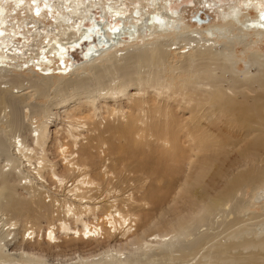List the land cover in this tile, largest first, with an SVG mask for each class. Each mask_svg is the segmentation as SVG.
Listing matches in <instances>:
<instances>
[{
  "label": "bare ground",
  "instance_id": "bare-ground-1",
  "mask_svg": "<svg viewBox=\"0 0 264 264\" xmlns=\"http://www.w3.org/2000/svg\"><path fill=\"white\" fill-rule=\"evenodd\" d=\"M177 1L179 0H0V80L7 72L11 71L15 72L18 77L33 72L42 81L56 78L58 86L61 84L69 85L72 88L71 92L75 91L73 96L69 94L70 98L69 95L66 97V102L72 100L71 96L77 99H89L92 96L93 92L84 88L85 83L81 73H92L99 81L105 75L104 73L109 71V67L114 66L117 71L116 75L112 78L110 76L111 80L107 78L109 80L107 85L103 83L105 88L100 87L102 90H107L105 95L108 94L109 97H100L118 102L122 101L126 95L129 96V88L137 86L141 90L140 86L143 83H150L147 77L135 69L137 64L149 67L163 66L166 62V54L174 53L176 49H179L178 56L188 58L187 61L189 62L185 66H181L180 73L175 72L177 67H172L169 72L170 76L166 79L163 72H155L152 78L153 84L158 85H154L155 89L158 88V93L161 92L160 89L166 87L172 89V94H175L173 92L182 91L183 86L190 93L202 95L207 91L201 83L204 79L210 80L207 77H213V80L209 82L214 90L209 94L207 100L211 103L215 102V104L211 113L205 117H200L197 123H178L165 107L166 110H161L159 106L156 110H151V108L147 110L146 108L149 106L147 107L146 103L148 102L142 98L132 105L129 115L126 114L122 105L108 108L106 103L105 107L110 112L109 114L117 117V119L125 118L126 121H120L119 124H113L115 122L103 124L94 120L97 116V110L99 108L101 110V107H98V104L90 103L91 100L85 101L82 105L86 108L78 109L77 112L75 110L69 115L70 123L67 124V129L61 132L56 131L57 138L55 141L58 143H56V148L67 175L58 172L56 164L48 159L45 161L43 158L36 157L35 161L32 160L36 147L40 148L42 153L44 144L50 135L48 123L42 120L43 114L41 118H38L39 115L34 117L29 108L26 109L24 118L20 117L16 111L9 114L6 121L10 123H25L24 119L29 120L30 117L32 119V123L23 134L19 133L13 136L12 153L9 158H6V161L10 162L11 165L16 164V166H11V169H20L21 166L25 168L23 172H28L26 180L29 179L27 186L31 187L29 188L30 191L33 190L37 193L36 195L40 196L41 191H38V188H40V183L45 181L43 173L49 172L55 179V183L63 188L62 190L67 191L63 200L68 204L67 212H71L70 215L67 214V218H55L48 222L46 229L44 228L45 231H41L42 233H36L35 228L30 225L32 235L29 234L28 239L32 238L33 241L39 240L41 242L44 240L48 244H54V246L55 243L60 242L59 234L61 233L63 237L72 234L73 237L85 240V242L86 240H97L98 242L95 241L97 243L99 241L102 243L104 239H110V237H118L127 240L128 243H138L140 239L143 240V243L138 244L145 250L151 248L154 242L160 246H171L174 243V238H177V235L167 237L169 234L158 231H152L148 234L151 228L150 219L143 223L146 227L149 226L144 232L145 236L142 238L141 234L135 237L138 235L136 234L138 233L136 232L137 220L139 215L144 212V206L135 200L126 203L125 197L122 200L114 197V199L108 200L109 207L102 208L101 212H99L101 210L99 208L102 206L97 205L98 203L94 205L87 203L89 200L85 198L82 192L92 190L99 183H97L94 175L91 176L90 170L88 171L89 164H86L88 162L84 160L86 162L84 163L80 158L86 159L92 164L96 155L95 149H98L107 162L105 156L108 155L109 151L103 142L106 135L110 139L120 136L129 139L138 137L141 140L137 143L153 136L155 143L164 148L162 156L180 163L181 168H184L182 171L185 172V175H188L186 172L192 174L190 170L198 166L197 161L203 160L205 167L211 169L207 186L203 190H195L194 194L192 193L194 203L205 205L203 216L211 213L213 208L217 209L221 205H227V203L234 201H236L233 207V209L235 208L234 212L248 211L250 210L249 206L254 209L259 206L264 210V199L262 202H255L253 199L237 200L239 192H242L241 188L252 182V179L255 183L264 185V66H262L264 56L259 50L252 51L247 57L242 74H238L239 72L235 70L236 66L234 67L236 62L232 61L229 68L234 71L233 83L245 88V91L239 90L236 95L230 87L224 88L220 83H217V76L213 75L211 71L208 72L207 68L200 66L210 59H216L215 57L220 60L226 57L224 52L218 55L207 52L220 41L219 38L223 37L226 29L228 31L237 29L241 38L250 36V33L257 37V40L264 38V0H227L225 4L228 7L227 10L225 5L220 4V0H206L199 3L206 13L215 10L220 12L222 18L219 14L218 19H222V24L223 22L227 23L224 26L221 23L218 25L212 21L209 22L210 18L202 17L198 11L192 16L194 19L191 18V20L199 26L196 23H194L195 26L187 23L184 21L182 10L177 7L179 3L173 5ZM202 24L206 26L202 27ZM173 45L176 46L173 48ZM187 46L189 47L188 50L183 51ZM77 47L79 57L75 60L70 56L69 49H76ZM196 48L198 50H195ZM190 50L194 54H191ZM122 52H126V55L119 54ZM105 55L108 57L106 58ZM252 66H257V72L246 78L251 75ZM197 68H200L203 74H208H201ZM221 68L223 69V67ZM55 70H59V73L51 74V71L54 72ZM13 77L11 78L13 79ZM15 77L17 78V76ZM14 83L15 81H12L10 84L13 85ZM3 88L0 87V102H5L6 105L8 99L14 100L15 95L13 89L8 92V89ZM185 92L183 90L178 94H182L184 97ZM190 95L193 99L192 94ZM199 98L196 105L203 99L202 97ZM105 107L102 106L104 109ZM195 108L197 107L195 106ZM144 113L147 115V119L150 117V122L144 119ZM162 117H164V121L160 122ZM34 119L36 121H33ZM81 119L90 120V123H93L92 129L86 125L88 122ZM210 123L223 124L212 126ZM63 134H67V137L73 139L71 146L62 140L61 137H65ZM28 138L31 139V142H28ZM95 140H99V146ZM133 141L135 142V140ZM133 141L128 140L131 144ZM102 166H104V172H102L105 177L106 175H113L107 169L108 164L103 163ZM184 166L187 167L186 170ZM70 176L71 183L68 179ZM181 176L178 181L182 178L183 182L177 183L176 181V184L183 187L190 178L186 180ZM8 179L7 173L0 171L1 191L8 190V195H10L8 207L16 214H29L36 219L44 217L45 214L38 208L41 200L32 198L30 201H19ZM261 188L264 190V187ZM36 195L33 194L32 196ZM7 225L8 227H6ZM5 227L6 235L0 236V264H16L14 252L8 248L9 239L14 238L11 234L14 235L15 231L13 230L17 229L16 223L1 222L0 231H3ZM180 227L181 229L182 227L185 228L184 224ZM28 229V227L25 228L23 238ZM262 230L264 231V228ZM9 235L11 237L8 238ZM233 236H241V231L233 232ZM66 238L72 239L71 237ZM219 245L217 246L218 249H215V252L219 254L218 260L212 264H264V235L257 239H246L245 237L244 240L232 242L227 247ZM240 246L255 251L250 255L242 252L246 255L245 258L236 256V259H233L234 257L227 259L222 255L228 250L240 248ZM136 247H138L137 244ZM134 250L130 249V252L127 253L124 249L115 248L111 250V253H102L93 259L91 258L90 260L93 261L90 264H140L138 251ZM179 251L181 252V250ZM23 253L30 256L27 251H23ZM75 253L79 252L76 251ZM144 253L149 252L145 251ZM144 253L143 255H145ZM211 257L213 256L211 255ZM35 258L36 256L32 255L31 262L23 264H43L42 259H40L42 261H36L38 259L35 260ZM79 258L83 259V257ZM90 260L88 258V263ZM207 264L211 263L208 262Z\"/></svg>",
  "mask_w": 264,
  "mask_h": 264
},
{
  "label": "rangeland",
  "instance_id": "rangeland-1",
  "mask_svg": "<svg viewBox=\"0 0 264 264\" xmlns=\"http://www.w3.org/2000/svg\"><path fill=\"white\" fill-rule=\"evenodd\" d=\"M186 1L187 0H179L176 3H173V5L179 3L180 6L177 5V7L179 8V10H182L184 21H186L187 23L193 24L195 26L194 23L196 22L192 21L194 19L192 18V16L198 11V14H201L202 17L210 18L209 22L212 21L218 25L220 23L222 24V19H218V15L220 14V12L218 13L215 10L207 11L206 13L205 9L200 6L199 3L205 2L206 0H188V2ZM220 1V4L222 5H225L227 2V0ZM225 7L227 10V5H225ZM220 17L222 18V14H220ZM222 25H227V23L223 22ZM203 26L206 25L202 24V27ZM239 34L240 33L237 29L229 31L226 29V31L222 35L223 37L219 38L220 41L216 43L212 49L207 51L213 55H218L224 52V56L226 57L223 58V60L215 57L216 59H210L209 61L204 62L200 65L207 68L209 70L208 72L211 71L213 75L217 76L216 82L220 83L221 86H223L224 88L230 87L234 95H236L239 90L245 91V88H241L244 86L240 87L238 86V84L233 83L234 71L229 68L232 64V61L236 62L234 67L236 66L235 70L239 72L238 74H242V71L245 69V62L247 61V57L252 53V51L259 50L260 53L264 56V38L261 40H257V37H255L252 33H250V36L241 38ZM139 45L141 46L142 44ZM175 46L176 45H173V48ZM188 48L189 47L187 46L183 49V51H187ZM195 50H198V48H196ZM178 51L179 49H176L174 50V53L166 54V62L163 66L149 67L147 65L137 64L135 69H138L143 76L147 77L150 83H143L140 86L141 90H139V87L137 86L129 88V96L126 95L125 97H123L122 101L118 102L113 99H104L100 97H109L108 94L105 95L107 90H102L100 87L105 88V85H107V82L109 81L107 78H109L110 76V78H112V76L116 75L117 71L114 66H110L109 71L107 70V72L104 73L105 75H103V78L99 81L97 80V77L92 73H81V77L84 78L85 90L93 92L92 96L89 99H77L75 97H72V94L75 93V91L71 92L72 88L69 87V85L66 86L65 84H61L58 86L56 78L50 79L48 81H42L39 79L36 73L33 72L25 73L23 76L18 77L15 72L11 71L7 72L6 75L0 80V87H4L3 89H8V92H11L13 89V94L15 95L14 100L8 99V101L10 102H6L7 106L5 105V102H0V171H4L5 173H7V177L9 178L8 180H10V184L12 185V190L16 193V197L19 201H30L32 198H35L37 200L40 199L41 204L37 206L41 210V212L46 215H44V217L42 218L36 219L29 214L20 215L13 212L8 207V197L10 196L8 195V190L1 191L0 183V221L15 222L17 228L13 230L15 231V233L14 235H11L12 237L14 236V238L11 240L9 239L10 243L8 245L10 251L14 252L16 264L31 262L32 255L34 257L36 256L35 260L38 259L36 261L43 260L45 262H42L43 264H90L93 261L90 260L91 258L93 259L96 256L101 255L102 253H111V250L115 248L124 249L127 253L130 252V249H135L136 251H138L137 255L140 260L137 258V256L136 258L140 261V264H207L208 262L212 264L214 261L218 260L217 258L219 254L215 251L218 249L217 246L219 244V246L223 245L222 247H227L232 242H239L244 240L245 237L246 239H257L258 237L264 235V231L262 230L264 228V210L259 206L255 209L249 206L250 210L248 211L234 212L235 208L233 209V207L236 204V201H234L227 203V205H221L217 209L213 208L211 213L203 216L205 213V205L201 203H194V197L192 196V193L194 194L195 190H203L204 187L207 186V181L209 179L211 169H207L205 167V165L203 164V160L200 162L196 159L198 166H195L193 170L191 169L192 171L190 170L192 174L186 172L188 175H185V172L182 171L184 170V168H181L182 166L180 163L162 156L164 148H161L159 144L155 143V139L153 138V136L143 139V142H141V144L140 142L137 143V141L141 140L138 137L129 139L120 136L118 138L112 137L110 139V137L106 135L103 142H105L104 146H107L105 148H107V151H109L108 155L105 156L107 162L109 163L104 160V156H101L103 154H101L98 149H95L96 155L92 160L94 164L93 162L92 164H90V161L86 159L82 160V158H80L84 163H86L85 161L88 162L86 163L87 165L89 164L87 167L88 171L90 170L91 176L93 177L94 175L97 183H99V185L93 187L92 190H86L82 192L85 198L89 200L87 203L91 205L98 203L97 205L102 206L101 208H99L101 209L99 212H101L103 210L102 208L105 209L109 207L108 200H112L114 199V197L121 200L125 197L126 203L135 200V202H138L144 206V212L139 215V219L137 220L138 227L135 226L137 227L136 232H138L136 233L138 235H136L135 237H138L141 234L142 238L145 236L144 232L149 226L146 227V225H144L143 223H145L147 219H150L151 228L150 231H148V234H150L152 231H158L163 234H169L167 235V237L177 235V238H174V243L171 246H160L154 242L151 248H147L145 250L142 249V247L139 245L143 243V240L140 239L138 241V244L128 243L127 240H122L118 237H112L113 239L110 237V239H104L102 243L101 241H99V243H101L99 244L97 243V240H95L97 242H95L94 240H86L85 242V240L73 237L72 234L67 235L66 237H71L73 239L72 241V239L70 240V238L67 239L66 237L61 236V233L59 234L60 244L58 243V245L57 243H55L57 246H54V244H48L44 240H42L41 242L39 240L33 241L34 239L32 240V238H27L28 236L32 235L30 233L32 230V228L29 227L30 225L35 228L36 233H42L41 231H45L48 222L54 220L55 218H67V214L70 215L71 212H67L68 204L63 200V196L67 191L62 190L63 188L55 183V179H53L49 172L45 171L43 173L45 181L42 182V184L38 180L40 183V188H38V191H41L40 196L36 195L37 193L33 192V190L30 191L29 188L31 187L27 186L29 185V179L26 180L28 172H23L25 168L20 165V169H11V166H16V164L11 165L10 162L6 161V158H9L12 153L13 136L19 133L23 134L25 130L28 129L30 123H32V119L31 117L29 120L24 119L25 123H10L9 121H6L9 114L16 111L20 117L24 118V114L26 113L27 108H29L30 112H32L31 115L34 114V117L39 115L38 118H41L43 114L42 120L48 123V130L50 135L44 144V150L42 153L40 152V148L36 147L35 153L32 155V160L35 161L37 158H43L46 161V159H48L49 161L56 164L58 172H60L61 174H66L63 169L64 165L62 164L61 158L58 156V151L56 148L58 144L57 141H55V138H57L56 131L61 132L63 130H66L68 127L67 124L70 123L69 115H71L75 110V112H77L78 109L82 110L86 108L82 104H84V102L87 100L88 102L91 100L90 103H94L96 105L98 104L97 106L101 107V110L100 108L97 110V116L94 118V120L103 124H108L110 122H115L113 124H119L118 122L120 121H126L125 118L122 119V117H120V119H117V117L109 114L110 112H108L107 108L105 107L106 103L108 104V108L118 107L122 105L125 108L126 114L129 115L132 105L135 102H138V99L142 98L146 99V101L148 102L146 103V106H149L148 108H146L147 110H150L149 108H151V110H156L158 106L161 110H164L166 108L167 111H169V113L174 116L173 118L176 119L178 123H197L200 117H205L206 115H209L211 113V109L215 102L211 103V101L207 100V97L212 92V90H214V87L210 83L211 80H213V77H207L210 80L204 79L203 83H201V85H204L203 88L207 91V93H204L202 95H200L199 93H190L185 90L183 86L182 91L184 90V92H187L184 93V97L182 96V94H178L182 91H179L177 93L173 92L175 94H172V89L170 90L164 87L160 89L162 93H158V88L155 89V86H158L153 84L154 81L152 77L155 72H163V76H165L166 79L170 76L169 72L171 71L172 67H177L175 69V72L180 73L182 68L181 66H185L189 62L187 61L188 58L178 56ZM190 52L191 54H194L192 50H190ZM75 53L76 57L74 59L76 60L79 57V53ZM125 53L126 52H122L119 54L125 56ZM105 57L107 58L108 55H105ZM262 66H264V64H262ZM221 67H223V69ZM197 69L201 74H203V71L200 70V68ZM56 72L59 73V70H55L54 72L51 71V74ZM256 72L257 66H252V69L250 70L251 75L247 76L246 78L253 76L254 74H256ZM9 76L14 77L12 79ZM15 76H17V78ZM11 80L13 82L15 81L13 85L10 84L12 83ZM206 82L210 84H207ZM103 83H105V85H103ZM196 85H198L197 82ZM141 87L143 88V90ZM176 89L179 90V88ZM97 91L99 92L98 94H100L99 96L97 94ZM228 93H230V90H228ZM69 94L72 95V100H68L65 102L66 97ZM190 94H192L193 99ZM199 97H202L203 99L199 102L198 105H196V103L198 102L197 100L200 99ZM190 99L192 100L188 102ZM102 106H104L105 109L102 108ZM195 106L197 108H195ZM191 111L194 113V115ZM146 117L147 115L145 114L144 119L150 122V117L148 119ZM162 118L160 122L164 121V117ZM81 120L88 122L86 123V125H88L90 129H92L93 123H90V120ZM33 121L36 120L34 119ZM210 124L212 126H217L223 123ZM66 135L67 134H63V136L65 137L61 138L63 141H65V144L71 146L73 139L67 137ZM128 140H135V142L133 141V143L131 144V142H128ZM28 142H31L30 138H28ZM96 142L99 146V140H95V143ZM103 163L108 164L107 169L110 171V173H113V175H106V177L103 175ZM186 169L187 167H185V170ZM71 176L73 177V175ZM71 176L69 178L67 177L70 183L72 182ZM180 176L183 177V179L187 180V178H190L191 180L188 179L189 181H187L186 185H184L183 187H181L180 185L178 186V184H176V181L177 183L183 182L182 178L178 181ZM97 177L100 179H98ZM260 187H264V185L262 183L257 184L252 179V182H249L247 185H245V187L241 188L242 192H239V198H237V200L247 201L253 199L255 202H262L264 199V190L262 188L260 189ZM33 194L36 196H32ZM89 216L91 217V215ZM70 221H72V219H70ZM183 224L185 228L182 227L181 229L180 226ZM6 227H8V225ZM6 227L3 231H0V236L6 235ZM26 227H28L29 229L23 238L24 230ZM237 230L241 231V236L235 237L233 236V232ZM11 235L7 237L9 238L11 237ZM36 242L38 243L36 244ZM136 244L138 247L140 246L139 249L138 247H136ZM179 250H181V252ZM23 251H27L30 256L24 254ZM76 251L81 253L83 256L79 253H75ZM145 251L149 253L145 254ZM209 251L211 252L209 253ZM254 251L255 250L251 248H243L242 246H240V248H233V250H228L222 255L227 259H229V257H234L233 259H236L237 257L245 258L246 255H250ZM240 252L246 253V255L242 253V257L240 255ZM143 253L145 255H143ZM76 254L79 255L78 258ZM139 254L141 257L139 256ZM174 255H176V257H174ZM211 255L213 257H211ZM167 256H169L170 258ZM79 257H83V259ZM158 257H160V261L158 260ZM88 258L90 260L89 263Z\"/></svg>",
  "mask_w": 264,
  "mask_h": 264
},
{
  "label": "water",
  "instance_id": "water-1",
  "mask_svg": "<svg viewBox=\"0 0 264 264\" xmlns=\"http://www.w3.org/2000/svg\"><path fill=\"white\" fill-rule=\"evenodd\" d=\"M79 49L78 47L76 49H69L70 56L74 59L76 57V53Z\"/></svg>",
  "mask_w": 264,
  "mask_h": 264
}]
</instances>
